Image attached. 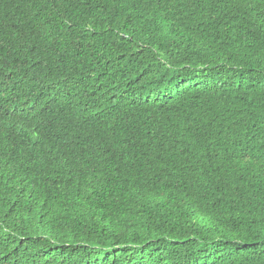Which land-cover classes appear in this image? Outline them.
I'll return each instance as SVG.
<instances>
[{"label": "trees", "instance_id": "trees-1", "mask_svg": "<svg viewBox=\"0 0 264 264\" xmlns=\"http://www.w3.org/2000/svg\"><path fill=\"white\" fill-rule=\"evenodd\" d=\"M0 264H264V0H0Z\"/></svg>", "mask_w": 264, "mask_h": 264}, {"label": "clouds", "instance_id": "clouds-1", "mask_svg": "<svg viewBox=\"0 0 264 264\" xmlns=\"http://www.w3.org/2000/svg\"><path fill=\"white\" fill-rule=\"evenodd\" d=\"M49 79L54 85V76L51 75ZM99 102H101V105L97 115L69 111V113L62 116H52L54 108L45 107L42 116L55 118L56 123L61 126L60 130L66 132L74 140H77L83 133H85L86 137H89L94 141L92 133L102 128L119 127L126 129L125 116L119 110L107 105L104 101L99 99ZM40 127L46 128V122H41ZM149 151L150 149L146 146L137 148L136 151L124 162V168H132V166L143 160Z\"/></svg>", "mask_w": 264, "mask_h": 264}]
</instances>
